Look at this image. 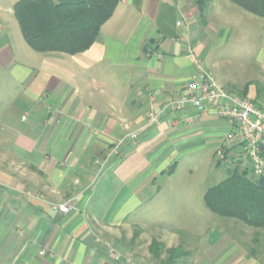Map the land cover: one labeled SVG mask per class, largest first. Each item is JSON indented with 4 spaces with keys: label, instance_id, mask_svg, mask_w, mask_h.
<instances>
[{
    "label": "crops",
    "instance_id": "1",
    "mask_svg": "<svg viewBox=\"0 0 264 264\" xmlns=\"http://www.w3.org/2000/svg\"><path fill=\"white\" fill-rule=\"evenodd\" d=\"M17 1L0 0V40ZM197 1L119 0L89 50L44 54L39 67L0 44V65H12L7 71L24 90L0 120V264L161 263L163 255L154 260L126 232L194 211L180 207L188 183L169 179L182 159L201 153L210 154L209 173L221 170L213 157L229 131L212 108L202 116L168 111L155 123L147 117L181 94L195 59L213 74ZM248 83L246 98L264 108V65L259 79L219 84L234 93ZM64 203L73 207L68 214L52 209ZM226 236L222 230V243ZM224 248L222 264H260L235 241Z\"/></svg>",
    "mask_w": 264,
    "mask_h": 264
},
{
    "label": "rangeland",
    "instance_id": "2",
    "mask_svg": "<svg viewBox=\"0 0 264 264\" xmlns=\"http://www.w3.org/2000/svg\"><path fill=\"white\" fill-rule=\"evenodd\" d=\"M201 1L208 3L207 0ZM11 20L13 25L7 30L6 37L0 40V44L8 43L18 62L29 65V67H39V60L44 54L34 52L26 45L16 20L14 17H11ZM196 22L200 32L206 30L205 44L208 49L206 56L203 57L204 63L213 71L218 83L222 85L227 82L230 85L242 86L261 77L264 65L262 64L264 18L246 13L229 0H212L206 11L205 23H200L199 14L196 15ZM208 23L214 29L204 28ZM215 30H219L218 36ZM224 36L225 39L222 42ZM11 68V64L5 67L0 65V120L24 91L14 81L15 76L8 73L7 70ZM114 80L117 79L114 78ZM243 89L240 87L232 91L240 94ZM216 156L215 152L213 164L215 167V164L220 165L221 167H217L221 170L214 171L213 174L209 173L210 154L201 153L182 159L179 162L177 173L169 179L172 183H188V187L180 191L189 202L180 207H189L194 211L189 214H183V212L164 214L162 221L139 222L140 227L132 226L126 234L129 233L130 238L135 242L138 241L142 247L147 246L148 251L154 244H161L163 248L161 261L167 259L168 250L181 248L183 255L176 258L173 264H222L224 247L226 244L228 246L231 241L238 243L247 253L249 247L250 249L256 248L259 255L258 261L264 264V230L250 228L233 219L214 215L206 209L203 203L202 195L205 191L219 183L225 176L222 166L226 165L221 162L216 163ZM222 230L227 235L228 242L223 241L222 243ZM256 234L258 244L253 242ZM205 238L213 241L210 240V244H207L204 241ZM170 245L173 247L167 248ZM235 245L230 246L229 249L232 247L236 251Z\"/></svg>",
    "mask_w": 264,
    "mask_h": 264
},
{
    "label": "trees",
    "instance_id": "3",
    "mask_svg": "<svg viewBox=\"0 0 264 264\" xmlns=\"http://www.w3.org/2000/svg\"><path fill=\"white\" fill-rule=\"evenodd\" d=\"M229 1L246 13L264 18V0ZM118 4L119 0H19L13 5L12 13L24 42L32 51L76 56L95 43L100 28L112 17ZM197 7L199 21L205 23L207 3L199 0ZM250 85L246 84L237 95L246 98ZM226 170L225 178L205 191L206 209L221 218L264 230V176L248 177L238 167ZM257 236L254 235L255 244H258ZM255 249L249 247V254L255 256ZM162 250L161 244H154L149 252L159 261ZM181 255V248L170 249L167 259L160 264H173Z\"/></svg>",
    "mask_w": 264,
    "mask_h": 264
},
{
    "label": "built area",
    "instance_id": "4",
    "mask_svg": "<svg viewBox=\"0 0 264 264\" xmlns=\"http://www.w3.org/2000/svg\"><path fill=\"white\" fill-rule=\"evenodd\" d=\"M194 62L196 70L181 94L169 98L157 113H149V123L157 122L168 111L179 112L189 107L196 116H202L212 108L211 113L229 126V131L216 150L215 162L232 167L240 166L253 177L262 176L264 108L248 98L227 91L211 72L202 68L197 59ZM190 121L192 118L187 119V122ZM52 209L60 214H68L73 207L64 203L52 205Z\"/></svg>",
    "mask_w": 264,
    "mask_h": 264
}]
</instances>
